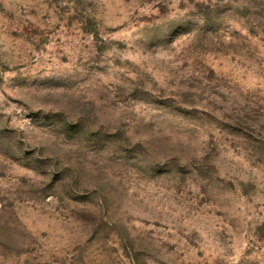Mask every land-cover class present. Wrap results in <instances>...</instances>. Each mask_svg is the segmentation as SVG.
<instances>
[{
    "label": "rangeland",
    "instance_id": "374dc122",
    "mask_svg": "<svg viewBox=\"0 0 264 264\" xmlns=\"http://www.w3.org/2000/svg\"><path fill=\"white\" fill-rule=\"evenodd\" d=\"M0 264H264V0H0Z\"/></svg>",
    "mask_w": 264,
    "mask_h": 264
}]
</instances>
